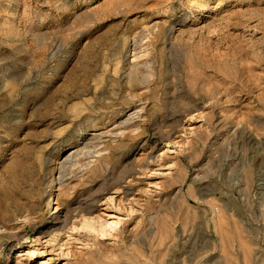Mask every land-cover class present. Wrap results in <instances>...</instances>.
Masks as SVG:
<instances>
[{
  "label": "rangeland",
  "instance_id": "374dc122",
  "mask_svg": "<svg viewBox=\"0 0 264 264\" xmlns=\"http://www.w3.org/2000/svg\"><path fill=\"white\" fill-rule=\"evenodd\" d=\"M0 264H264V0H0Z\"/></svg>",
  "mask_w": 264,
  "mask_h": 264
},
{
  "label": "bare ground",
  "instance_id": "6f19581e",
  "mask_svg": "<svg viewBox=\"0 0 264 264\" xmlns=\"http://www.w3.org/2000/svg\"><path fill=\"white\" fill-rule=\"evenodd\" d=\"M55 209V208H54Z\"/></svg>",
  "mask_w": 264,
  "mask_h": 264
}]
</instances>
